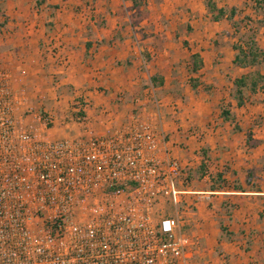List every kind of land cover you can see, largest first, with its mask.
I'll list each match as a JSON object with an SVG mask.
<instances>
[{"label": "crops", "instance_id": "0c3cea01", "mask_svg": "<svg viewBox=\"0 0 264 264\" xmlns=\"http://www.w3.org/2000/svg\"><path fill=\"white\" fill-rule=\"evenodd\" d=\"M204 1L0 0V109L45 140L108 137L134 124L155 137V156L195 170L204 163L208 181L222 173V189L209 181L189 189L204 194L182 196V210L196 202L182 213L199 240L188 262L264 264V90L245 91L241 105L230 96L232 79L255 68L233 64L234 31L213 21ZM213 1L253 26L264 19L251 0ZM256 28L264 49V25ZM192 53L203 62L197 73L187 65ZM75 101L84 123L72 118Z\"/></svg>", "mask_w": 264, "mask_h": 264}, {"label": "built area", "instance_id": "2783aa9c", "mask_svg": "<svg viewBox=\"0 0 264 264\" xmlns=\"http://www.w3.org/2000/svg\"><path fill=\"white\" fill-rule=\"evenodd\" d=\"M71 111L84 123L80 102ZM156 147L134 124L108 137L38 139L0 109V264H189L199 240L178 205L204 192L190 191L184 166Z\"/></svg>", "mask_w": 264, "mask_h": 264}, {"label": "trees", "instance_id": "16d2710c", "mask_svg": "<svg viewBox=\"0 0 264 264\" xmlns=\"http://www.w3.org/2000/svg\"><path fill=\"white\" fill-rule=\"evenodd\" d=\"M255 11L264 12V0H252ZM205 8L213 21H220L226 19L236 37L232 44V48L235 50V56L233 64L242 68L250 67L255 68L250 73L243 75L239 78L232 79V90L230 96L236 101L237 105H241L245 99V91L254 93L257 89L264 90V70L261 72V67L264 65V49L260 48L255 39L256 29L252 27V19L247 16H241V11L236 7L225 8L218 7L213 0H205ZM258 25H264V19L257 21ZM187 45L186 42H183ZM189 71L197 73L203 66L201 56L198 53H192L189 56L187 62ZM155 81V79H153ZM198 86L196 79H191L192 89H196ZM224 118H229V112L224 108L222 111ZM207 170L206 165L201 163L196 169V173L199 178H202ZM211 183L210 189L212 191L220 190L226 185V181L222 177V173H216L214 177H209ZM234 188H239L236 184ZM220 230L227 238L231 234H228L226 228L220 224Z\"/></svg>", "mask_w": 264, "mask_h": 264}, {"label": "rangeland", "instance_id": "374dc122", "mask_svg": "<svg viewBox=\"0 0 264 264\" xmlns=\"http://www.w3.org/2000/svg\"><path fill=\"white\" fill-rule=\"evenodd\" d=\"M257 24L258 23L254 24V26L252 25V27L253 28H256L257 27ZM25 115H26V113H25ZM27 122H29V121H27ZM183 173L187 175V178L189 180V186H188L189 189L204 190V189H206L208 187V185H209L208 179L199 178L198 175H197V173H196V170L195 169L190 168V167H184ZM182 196H184V195L183 194L181 195V197H180L181 200H182ZM186 196H194V195H186ZM194 200H192L190 202L195 205L196 202ZM161 201H162V203H161V206L162 207H160L161 213L162 214L172 215L173 214V205L169 201V199L168 198H165V197H161ZM181 207H182V204L181 205H178V209L185 216L186 212L184 210H182ZM186 220L187 219H185V217H184V221H186Z\"/></svg>", "mask_w": 264, "mask_h": 264}]
</instances>
